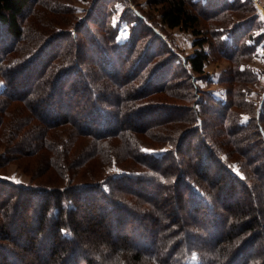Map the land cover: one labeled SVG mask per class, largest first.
I'll return each instance as SVG.
<instances>
[{
    "label": "trees",
    "instance_id": "1",
    "mask_svg": "<svg viewBox=\"0 0 264 264\" xmlns=\"http://www.w3.org/2000/svg\"><path fill=\"white\" fill-rule=\"evenodd\" d=\"M51 1L0 0V139L29 143L23 166L33 181L0 180V264H187L195 253L198 264H264V111L234 86L237 74L244 81L250 74L240 69L248 62L244 38L258 34L246 32V21L228 25L232 12L243 16L248 6L213 5L207 15L221 19L225 39V31L205 35L199 28L210 6L155 0L169 27L204 34L187 57L191 71L204 73L212 39L232 63L227 99L198 110L191 72L182 79L171 73L174 55L155 35L142 49L148 28L132 27L119 42L106 5L52 28L55 20L40 22L46 9L57 11ZM166 96L178 101H161ZM249 110L248 122L241 121ZM166 122L162 132L177 134L174 151L146 153L149 133ZM207 140L237 155L244 176L221 166ZM116 155L121 163L129 156L130 173L103 176ZM213 161L219 170L212 175ZM167 196L175 210L166 207ZM31 211H38L34 234ZM132 214L141 219L139 231H130ZM46 230L53 231L48 262L39 246Z\"/></svg>",
    "mask_w": 264,
    "mask_h": 264
},
{
    "label": "rangeland",
    "instance_id": "2",
    "mask_svg": "<svg viewBox=\"0 0 264 264\" xmlns=\"http://www.w3.org/2000/svg\"><path fill=\"white\" fill-rule=\"evenodd\" d=\"M224 1H235L237 5L246 4L249 8V12L245 13L243 16L237 14V12H232L231 14V21L228 22V25L232 26L235 24H240V22H247L245 28L248 30L246 32H254L258 34L260 37L259 39L252 38L248 39L246 34L245 43L248 46V54L245 56L246 60L248 61L247 64H242L240 66L241 71H248L249 78L248 80L244 81L243 74H237V82L234 84L235 88L239 91L242 90L244 92V99L251 101L254 104H258V108L261 111H264V0H221V3ZM53 2L57 4L55 8H57L56 12H52L49 9H46L43 12V18L40 20L43 23V20H55L57 23L55 25L50 26L52 28H61V21L69 20L71 22L77 21L78 17L84 18L89 15L92 11H99L102 5H106L111 13V21L117 28V40L121 43L127 41L130 36L132 35V27L140 25L141 27L148 28L149 33L147 34V39L144 40L145 44L142 49H145L146 44L150 42L152 39V35L158 37L160 40H157V44L159 47H166L169 53L174 55V62L171 67V73L174 72L178 76L177 79H182L184 75H188L191 72L192 81L196 84V98L197 102L196 105L198 110H203L204 106L210 105V109L214 108L213 104L215 103L214 100H220L221 102L227 99L228 89L231 86V83L228 82V78L230 75H233V72L230 70L232 65L231 61L227 58L223 57L220 52V44L215 42L212 39V43L209 42L205 43V49L208 52V59L205 64V71L203 74H199L197 72L191 71L189 62L187 63V57L192 55L195 50L199 47L195 44L196 39L202 37L204 34L208 35L207 30L212 31H225L222 36L225 39L230 38V34L226 26L220 24L221 19L219 21L211 19L212 17H208L214 8L213 5L217 4L219 0H192V3L195 7L199 10L205 8V6L209 7L206 13L204 14L206 18H202V23L199 26L204 31V34H195L192 28L186 29L183 27H169L163 20L161 16V6L162 4H156L155 0H53L51 4L54 5ZM62 3V4H61ZM59 4V5H58ZM69 5L71 7V11L66 12L62 10L65 5ZM64 5V6H63ZM213 7V8H212ZM217 7V5H215ZM62 10V11H60ZM210 12V13H209ZM41 14V15H42ZM45 15V16H44ZM96 18L97 15L95 16ZM227 17V15H226ZM64 19V20H62ZM66 22V21H65ZM224 22V21H223ZM241 22V23H242ZM67 23V22H66ZM226 23V22H225ZM113 25V26H114ZM41 26H43L41 24ZM95 27V26H93ZM228 27V26H227ZM250 27V28H249ZM250 30V31H249ZM228 31V32H227ZM211 32V31H210ZM260 34V35H259ZM148 41V42H147ZM153 42V41H151ZM154 43V42H153ZM252 49V50H251ZM246 68V69H245ZM184 73H183V72ZM182 72V73H181ZM239 77V78H238ZM240 79V80H239ZM243 79V80H241ZM5 87L4 79L0 73V90ZM208 95H212L213 99L209 100L207 97ZM166 102L175 103L178 99L174 98L173 96H166L164 100ZM252 108V106H251ZM162 109L159 108L158 111ZM158 113V112H157ZM252 110L243 111L241 121L248 122L251 117ZM261 113V112H260ZM158 115L160 116L161 113ZM211 115V114H210ZM212 118V115L209 116ZM201 118V117H200ZM210 118V119H211ZM202 123V120H200ZM220 121V122H219ZM175 122V121H173ZM216 123L218 126L221 123V120L215 121H208V123ZM218 122V123H217ZM166 124H170L168 122L157 126L149 135L153 134V137L149 140L150 144L147 141V144L151 145L149 147H145L144 151L149 153L150 155L155 156H162L165 154H169L174 151L175 147V139H178L175 132H162L161 128ZM175 124V123H174ZM173 124V125H174ZM175 126V125H174ZM202 126V125H201ZM206 131V130H205ZM213 137V136H212ZM174 138V140H171ZM214 138V137H213ZM212 138V141L215 140ZM117 140V139H116ZM114 140V141H116ZM26 140H22L21 138L11 137L10 139H0V180L11 183H16L15 181H20V183H16L18 185H29L33 184L32 176L29 174L25 167L23 166L26 157L24 152H28V145L29 143L23 142ZM210 142L211 140H207ZM211 143V142H210ZM220 143V141H219ZM146 144V146H148ZM212 144V143H211ZM214 147L215 155H218L221 166H227V168H231L232 171L237 173L240 176H244L243 171L240 168V164L238 162L237 155L228 152L227 148L220 145V144H212ZM211 145V146H212ZM212 148V147H211ZM234 155V156H233ZM131 160L129 156L124 157V162H119L118 156H113L112 161L109 162L104 166V172H101L102 175H106L109 178L112 176H117L121 172L130 173L128 169H124L127 164H130ZM210 173L213 175L216 173L219 168L215 164V161L212 162ZM125 170V171H124ZM39 180L43 181V176L36 178L35 182H39ZM34 182V183H35ZM47 182V181H46ZM45 182V184H46ZM162 184H165V180L159 181ZM38 184V183H37ZM43 185V183H41ZM103 188H107V184L102 185ZM195 188L197 185L195 184ZM199 191V188H197ZM148 192L146 194H151L153 190L151 188L147 189ZM172 192V191H171ZM200 192V191H199ZM201 193V192H200ZM171 195V194H170ZM169 195V196H170ZM155 196V195H154ZM165 199L164 203L166 207L169 209H174L173 204L169 202L170 198ZM246 196H241V198L245 199ZM240 198V199H241ZM175 210V209H174ZM38 211L35 213L33 211L30 212L31 215V233L34 234L36 231V224H38L37 215ZM134 219H136V224L134 228L130 231H137L139 229V225L142 224L141 219L136 217V215H131ZM4 211L0 208V233L3 231V223H4ZM106 223H113V220L110 222L107 220ZM15 230H13V234ZM139 231V230H138ZM48 232L46 230L45 234ZM51 234L47 233L46 236L40 237V251H42L43 259L45 262L50 260V248L52 244V233L53 231H49ZM115 234V231H113ZM25 240L20 239V243L24 244ZM26 242V241H25ZM20 244V245H21ZM10 246V244H9ZM12 248V247H11ZM258 248V247H256ZM8 256L11 260L14 257L11 254V250H8ZM20 261L18 260V263ZM199 257L195 253L191 259L187 260V264H198Z\"/></svg>",
    "mask_w": 264,
    "mask_h": 264
},
{
    "label": "snow or ice",
    "instance_id": "3",
    "mask_svg": "<svg viewBox=\"0 0 264 264\" xmlns=\"http://www.w3.org/2000/svg\"><path fill=\"white\" fill-rule=\"evenodd\" d=\"M147 151V150H146ZM16 183H20V181H15Z\"/></svg>",
    "mask_w": 264,
    "mask_h": 264
}]
</instances>
